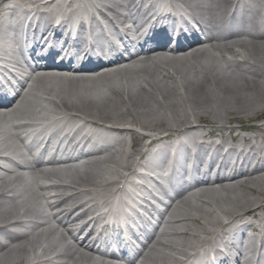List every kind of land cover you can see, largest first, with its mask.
<instances>
[{
  "label": "bare ground",
  "instance_id": "6f19581e",
  "mask_svg": "<svg viewBox=\"0 0 264 264\" xmlns=\"http://www.w3.org/2000/svg\"><path fill=\"white\" fill-rule=\"evenodd\" d=\"M26 1V10H50L51 17L44 14L37 24L58 31L61 42L83 45L72 53L76 59H119L107 56L121 46L102 44L111 37L106 23L123 27L131 16L147 27L145 42L163 44L172 53L157 47L95 76L50 69L28 76L24 90L0 112V152L27 161L17 130L29 124L9 126L12 118L59 122V129L83 119L102 144L90 147L75 166L39 164L31 176L12 171L0 178V264H113L100 258L105 255L99 247L129 254L130 238L142 242L140 227L153 217L136 226L129 219L149 214L147 206L127 218L111 213L113 223H118L113 237H107H116L111 245L99 235L92 237L95 223L109 213L100 212V207L119 191L127 195L123 185L136 166L160 172L169 164L179 168L171 173L178 194L161 216L162 229L151 227L130 264H177L181 257L195 264L211 253L216 264H235L245 239L247 248L264 259V122H256L264 117V0H126L127 5L94 0L93 6L69 0L71 13L55 17L61 0H0V10ZM79 9L88 12L83 20L71 17ZM105 9L114 14L106 15ZM245 23L259 34H248ZM68 24L73 28L68 34L57 28ZM120 35L131 42L126 29ZM215 133L235 142L241 135L244 142L223 148V143L207 141ZM171 139L175 142L169 144ZM214 146L215 156L208 157ZM157 155L158 166L152 161ZM41 180L53 182V196L40 192ZM219 236L224 238L222 246L210 252Z\"/></svg>",
  "mask_w": 264,
  "mask_h": 264
},
{
  "label": "rangeland",
  "instance_id": "374dc122",
  "mask_svg": "<svg viewBox=\"0 0 264 264\" xmlns=\"http://www.w3.org/2000/svg\"><path fill=\"white\" fill-rule=\"evenodd\" d=\"M106 174V176H107V173H105Z\"/></svg>",
  "mask_w": 264,
  "mask_h": 264
}]
</instances>
